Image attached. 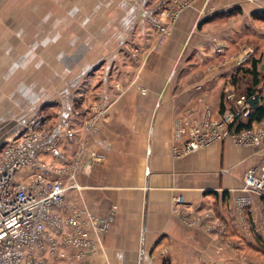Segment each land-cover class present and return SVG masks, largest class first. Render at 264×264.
I'll use <instances>...</instances> for the list:
<instances>
[{"label":"crops","instance_id":"0c3cea01","mask_svg":"<svg viewBox=\"0 0 264 264\" xmlns=\"http://www.w3.org/2000/svg\"><path fill=\"white\" fill-rule=\"evenodd\" d=\"M262 11L264 0H190L164 46L140 67L144 77L121 75L102 85L94 103L103 114L97 129L85 127L94 115L78 116L75 136L59 144L64 157L40 153L68 186L56 217L110 223L104 232L88 223V246L47 250L44 264H264V197L253 195L245 223L233 212L248 169L264 167V140L242 144L228 137L186 155L173 151L188 138L182 127L204 119L208 109L220 118L234 106L230 93L248 97L254 76L233 59L243 45L255 49L243 69L258 60V87H264ZM221 44L224 54L217 53ZM162 58L169 60L160 73ZM259 126L254 121L251 128ZM93 152L104 158L95 160ZM179 196L184 215L175 209ZM48 231L62 239L72 229L49 225Z\"/></svg>","mask_w":264,"mask_h":264},{"label":"rangeland","instance_id":"374dc122","mask_svg":"<svg viewBox=\"0 0 264 264\" xmlns=\"http://www.w3.org/2000/svg\"><path fill=\"white\" fill-rule=\"evenodd\" d=\"M186 1L0 0V138L38 111L50 115V125H61L63 105L75 110V118L95 116L104 83L144 77L140 67L171 36L157 21L166 7L171 13L172 4ZM168 60L162 58L160 73Z\"/></svg>","mask_w":264,"mask_h":264},{"label":"built area","instance_id":"2783aa9c","mask_svg":"<svg viewBox=\"0 0 264 264\" xmlns=\"http://www.w3.org/2000/svg\"><path fill=\"white\" fill-rule=\"evenodd\" d=\"M189 4L190 1L180 7L172 4L171 13L166 7L162 19L156 23L164 36L171 34L181 12ZM225 51L226 44L217 48L218 54H224ZM254 52L252 46L240 47L233 57L236 66H245ZM228 96L234 101V106L229 107L220 118H215L213 111L208 109L204 119L189 129H180V135L187 133L188 138L184 146L173 148L175 155H186L228 137L242 144H258L264 140V119L260 121L258 128L238 130L242 119L250 115V98L236 97L234 93ZM59 115L63 120L62 124L50 125L49 114L43 111L35 112L12 123L0 138V264H44L45 261L41 257L47 250L55 253L67 244L88 246L91 243L88 223L97 232L106 231L110 225L109 221L96 217H91L88 223H83L79 221L78 215L65 221L55 215V208L65 202L68 186L61 178L52 175V166L40 158V153L47 151L56 157H64L59 144L63 138L71 140L75 136L74 126L77 119L74 117L77 114L71 106L66 109L63 105ZM102 116V112H99L89 118L85 127L97 129ZM92 157L102 160L104 155L93 152ZM29 170L25 178L21 177ZM254 194L264 197V167L248 169L244 176L242 192L234 198L233 212L238 214L244 223L247 220V211L253 204ZM184 203V197L179 196L175 209L181 215L185 212ZM187 222L193 224L190 219ZM49 225L58 228L63 225L71 227L72 232L62 239H57L50 236Z\"/></svg>","mask_w":264,"mask_h":264},{"label":"trees","instance_id":"16d2710c","mask_svg":"<svg viewBox=\"0 0 264 264\" xmlns=\"http://www.w3.org/2000/svg\"><path fill=\"white\" fill-rule=\"evenodd\" d=\"M262 15H260L259 12H256L255 15L257 16H262L264 17V11H262L261 13ZM244 67L240 68V71L243 70V72H249L254 76V86H251L250 88H248V98H255L256 96H260V101L258 104H256L255 106H252L251 108V112L249 117L247 118L246 122H240V125L238 126V129L240 130L241 128H251L252 127V123L254 121H261L264 119V87H258V84L261 81V78L259 77L260 72L258 71V60H254L253 61V65L252 68L249 69H243ZM166 264H170V263H166Z\"/></svg>","mask_w":264,"mask_h":264},{"label":"water","instance_id":"95a60500","mask_svg":"<svg viewBox=\"0 0 264 264\" xmlns=\"http://www.w3.org/2000/svg\"><path fill=\"white\" fill-rule=\"evenodd\" d=\"M260 101V96H256L255 98H251L249 99V102L251 103L252 106H255L256 104H258Z\"/></svg>","mask_w":264,"mask_h":264}]
</instances>
